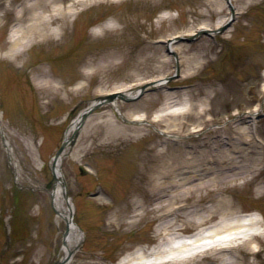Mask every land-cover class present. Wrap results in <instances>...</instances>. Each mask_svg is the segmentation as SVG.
I'll return each mask as SVG.
<instances>
[{"label":"rangeland","instance_id":"1","mask_svg":"<svg viewBox=\"0 0 264 264\" xmlns=\"http://www.w3.org/2000/svg\"><path fill=\"white\" fill-rule=\"evenodd\" d=\"M232 3L236 16L225 31L201 34L191 42H170L178 61L168 52L169 40L193 35L201 25L213 32L215 24L231 14L228 0H96L69 20L58 36L32 44L18 56L9 54L14 10L0 8V118L21 171L17 179L0 132V264H53L61 256L47 189L53 181L50 162L71 122L100 93L134 90L165 76H171V85L184 86L148 91L133 101L119 100L126 120L112 104L102 105L88 116L66 150L61 170L84 235L70 264H120L139 248L151 250L164 241L155 232L158 215L132 216L131 201L125 224L111 216L117 201L134 198L143 187L145 193L139 196L146 201L148 194L152 197L135 173L138 152H154L157 144L156 151L164 148L177 156L182 152L177 149H200L204 137L220 131L234 135L236 129L247 127L251 132L254 123L264 141V116H260L264 0ZM111 22L115 26H109ZM41 69L57 84L66 83L67 92L54 96L51 89L39 86ZM173 107L176 115L171 114ZM175 116L178 124H169ZM136 127L141 128L138 134L133 133ZM112 135L131 142L108 144ZM171 135L181 144L170 143ZM81 167L92 173H82ZM259 171L251 181L239 179L227 194L245 210L258 209L264 217V192L256 190L264 179V165ZM208 195L194 192L183 201H205ZM19 210L23 212L18 214ZM182 214L176 218L179 224L186 220ZM198 229L193 226L185 235ZM256 238L261 243L257 258L264 264V232ZM248 250L242 243L235 253L249 260ZM191 251L169 254L165 259L170 261L162 264H217L221 259L216 256L226 253L201 251L198 246Z\"/></svg>","mask_w":264,"mask_h":264},{"label":"bare ground","instance_id":"2","mask_svg":"<svg viewBox=\"0 0 264 264\" xmlns=\"http://www.w3.org/2000/svg\"><path fill=\"white\" fill-rule=\"evenodd\" d=\"M94 1L96 0H0V8L13 9L16 18L9 37V54L18 56L32 44L58 36L71 18ZM225 22L226 19H220L215 26L219 27ZM109 26L113 27L115 23L111 22ZM200 28L202 25L198 30ZM168 47L172 48L171 45ZM37 83L41 87L51 89L54 95L62 90L67 92L66 84L54 82L45 69H41ZM112 102L113 108L120 112V104L116 100ZM172 109L171 114L176 115L178 112L175 107ZM87 115V112H81L69 125L65 134L67 147L71 143L73 129L80 125L81 120ZM172 123L178 124L177 116L169 121V124ZM138 129L141 128L136 127L133 133L138 134ZM0 130L3 132L4 147L19 179L21 171L12 143L1 124ZM235 131L237 132L234 135L225 130V133L220 131L214 136L204 137L200 149H177L182 151L177 153V156L172 151L167 153L164 148L156 151L157 144L153 145L154 152L147 154L138 152L140 164L135 173L146 182L152 197L148 194L149 200L146 201L139 196L141 192L145 193L143 187L134 198L117 201L116 210L112 211L111 216L120 225L125 224V216L130 212V201L132 216L139 217L138 219L149 212L157 214L159 222L155 230L163 237L164 243L152 251L139 248L138 252L129 255L120 264H128L134 260H139L142 264H162L170 261V258L165 259L167 255L175 253L177 256L187 251L192 252L191 249L195 246L200 247L201 251L215 249L216 252V249H227L230 254L228 258H223L220 264H259L257 257L241 262L232 251L241 243L252 242L258 233H263L264 230L259 228L262 221L254 214L242 219L240 213L244 208L229 198L227 193L238 185V179L243 178L244 182L251 181L259 175V170L264 165V145L256 140L247 127ZM110 138L114 139L107 142L111 145L131 142L130 138L120 135L118 137L112 135ZM63 156L50 162L54 180L48 191L58 227L57 235L60 238L59 260L63 264H70L72 259L66 262V257L68 253L73 252V255L76 253L83 240V232L72 217L75 213V204L61 170ZM256 190L264 192V179L259 182ZM194 192L200 195L211 193L206 200L208 203H202L200 199V203L176 205ZM180 213L186 217L183 224L176 221ZM212 221L214 222L210 224ZM191 226L205 227L184 239V233ZM259 250V247L258 250L252 248L251 253L255 256ZM186 256L191 257L192 254Z\"/></svg>","mask_w":264,"mask_h":264},{"label":"water","instance_id":"3","mask_svg":"<svg viewBox=\"0 0 264 264\" xmlns=\"http://www.w3.org/2000/svg\"><path fill=\"white\" fill-rule=\"evenodd\" d=\"M61 149L58 151L57 155L60 153Z\"/></svg>","mask_w":264,"mask_h":264}]
</instances>
